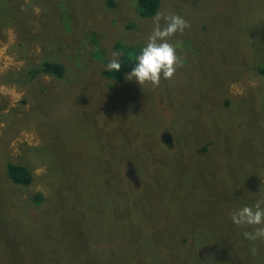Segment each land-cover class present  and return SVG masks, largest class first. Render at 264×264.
I'll return each mask as SVG.
<instances>
[{
	"label": "rangeland",
	"instance_id": "374dc122",
	"mask_svg": "<svg viewBox=\"0 0 264 264\" xmlns=\"http://www.w3.org/2000/svg\"><path fill=\"white\" fill-rule=\"evenodd\" d=\"M200 1L161 0L157 12L182 16L189 24L169 42L177 48L181 62L195 56L200 66L199 73L189 62H182L172 78L175 85L168 89L167 105L161 107L156 87L161 90L167 80L162 79L158 86L138 85L126 74L121 82L102 74L106 64L121 55L119 47L130 48L135 56L154 27L153 17H140L128 0H0V229H4L0 237L7 232L14 238L10 217L41 221L47 216L46 223L63 229L79 225L90 230L94 226L98 235L92 238L99 242L87 252V264H95L97 256L108 260L115 256L137 264L130 259L133 254L125 255L121 248L111 253L112 241L106 242L109 238L125 242L129 236L141 243L139 264H196L214 254L210 253L213 243L207 240V229L211 228L218 253L213 264H264V248L250 255L249 242L237 244L242 240L239 233L249 229H241L230 220L236 206L251 204L264 194V79L256 73V63L264 59V35L254 39L241 33L234 21L220 22L211 30L218 23L204 13ZM223 4L224 0H216L218 7ZM263 22L264 15L259 17V24ZM223 27L229 29L228 37L221 35ZM199 31H203L202 46H198ZM221 45L224 62L205 57L201 62L200 54L195 53L199 48ZM226 55L233 62L229 63ZM46 57L64 63L74 89L51 75H39L28 86L17 77ZM210 83L213 88H208ZM205 88L222 111L238 110L244 115L248 128L231 126L221 133L213 117L199 120L203 109L192 101ZM76 89L82 94L79 98L74 96ZM62 97L70 101L67 109L59 108ZM106 100L109 103L105 105ZM143 103L148 111L137 108ZM114 106L126 118L119 130L108 127L110 121L104 123L100 115L92 124L75 123L69 116L83 107L92 118L91 113ZM192 108L196 114L193 110L187 113ZM58 110L64 116H57L59 123L51 125L50 114ZM128 111L132 114L129 117L125 115ZM141 119L148 122L150 130ZM161 122V130L156 133ZM64 126L73 132L58 145L61 156H69L61 165L58 162L56 175H61L60 181L49 183L42 176L46 169L40 162L45 156L43 147L51 143L55 149V138L49 134L60 140ZM125 128L139 136L135 148L132 132ZM163 134L168 141L162 139ZM105 147L111 160L104 158ZM234 147L240 150L236 159L230 157ZM257 148L261 151H255ZM148 159L152 160L150 164ZM101 160L108 161L106 169ZM6 161L28 165L36 175L34 180L22 186L12 183L5 171ZM250 169L253 172L246 175ZM74 170L79 175L74 176ZM97 173L104 181L101 177L99 187L94 182L100 189L93 190L91 182ZM123 182H127V192ZM36 194L39 200L34 198ZM85 209L90 210L89 216L84 215ZM18 221L19 227H25L21 219ZM142 222L149 225L147 230ZM173 225L180 227L175 233L181 239L180 252L174 248L157 250L158 245L165 248L167 241L175 239L168 229L163 233L166 226ZM41 241L38 235L34 253L21 252L26 264L44 263L46 252ZM66 245L54 252L59 264L72 259L69 254L73 255V248ZM59 252L66 254L58 258ZM20 260H13V264ZM0 264H5L1 255Z\"/></svg>",
	"mask_w": 264,
	"mask_h": 264
},
{
	"label": "trees",
	"instance_id": "16d2710c",
	"mask_svg": "<svg viewBox=\"0 0 264 264\" xmlns=\"http://www.w3.org/2000/svg\"><path fill=\"white\" fill-rule=\"evenodd\" d=\"M108 1L111 3L112 0H108ZM128 2L130 6L132 7V9H134V11H136L137 14L142 18L153 17L161 5V0H128ZM199 6L203 9L204 13H207V16L209 17L211 21H213L214 23H218L215 27L211 26V30L216 29L220 25L219 24L220 22L226 23L228 21H234L240 27L241 33L250 34L251 37L258 36V38L260 39L263 38L264 22L262 23V25L259 24V17L264 15V4L260 0H224V4L221 7H218L216 5V0H201ZM228 32H229V29H227V27H223L221 35L224 37H228L229 35ZM198 35H199L198 46L199 45L202 46L203 45V31H199ZM254 39H256V37H254ZM261 40H264V39H261ZM116 45H119V44L117 43ZM119 48L123 50L121 51L122 53L118 58L121 63V70L119 72L106 70L102 73L104 76L112 78L116 82L123 81L125 74L128 71H130L131 65L134 62V54L132 53V50L130 48H125V47H119ZM221 48H222V45L219 47L213 46L207 49L199 48V49H196L195 53L196 55L200 54L199 60L201 62H203L202 57H205L208 59L209 58L216 59L218 62H224L223 51L221 50ZM190 51H192V49ZM226 58L228 59L229 63L233 62V60L229 56L226 55ZM182 62H189L190 67L200 73V66L197 63V59L195 56L191 57L189 61L182 60ZM256 73L258 74L259 77L264 79V59H261L256 63ZM39 75H51L52 78H56L57 80H59L60 83L63 84V86L65 84L70 85L69 76L66 74V67L64 63L60 60L51 59L47 57L41 59L37 65L29 66L21 75L17 77L23 78V82H22L23 84H27V83L31 84V82H33L35 78ZM174 85L175 84L173 83V79H171V80L166 81V85L161 90L157 89L156 87V90L159 91V97L157 98V104L159 106L164 107L165 105H167L166 97L168 95V89H170ZM70 86L72 87V89L75 88L73 84ZM208 88H213L211 83L209 84ZM208 88L203 89L200 93V96L192 101L193 105L198 104L203 109V112L199 120L205 121L204 119L207 118L208 116H210V118L213 117L220 124L219 132L221 131V133L225 132L227 128L231 126H242L245 129H247L248 122L243 119L244 115H241L240 113H238L239 112L238 110L222 111L218 105H215L213 103V100L211 99L208 93ZM73 92H74V96L77 98H79L82 95L81 93L77 91V89ZM53 94L54 92L51 93V97L53 96ZM75 100L76 99H73V102L76 105ZM129 100L132 101L130 97H129ZM84 102L85 101H83L82 103L83 106H84ZM162 102H164V105L161 104ZM108 103L109 101L106 100L104 104L106 105ZM69 104H70V101H67L66 99H64V97H62V99L59 102V108L65 107L67 109L68 107H70ZM137 108H139L141 111H145L146 109L147 111L149 110V108L146 106V103L140 104L139 106H137ZM82 109L83 110H78V111L76 110L75 112L69 115L75 120V123H77L76 122L77 120V121H80L81 124H92V122H94V119L96 118V120H98V116L100 115L103 118L104 123H107V121H110L109 124H106L108 127L119 130L120 129L119 127H121L123 122L126 121V118L121 117L118 114L116 106L111 107L110 110H103L100 113H97V112L91 113L92 118H88L87 114H90V113L87 112L83 107ZM191 110H193L194 114H196L195 108L189 109L187 113L189 114ZM84 111L87 114H85ZM43 112L44 111H42V113ZM225 113H228L229 116L225 115ZM125 115L129 117L132 114L130 111H128V112H125ZM57 116L62 117L64 115H62L59 112V110L57 114H52V115L50 114V124L51 125L59 123V121L57 120ZM209 119L207 120L208 121L207 126L210 127L212 123L210 122ZM141 120H144L146 122L147 130H150L151 128L149 127L148 122L145 119H141ZM156 124H157V119H155L152 125L153 129H155ZM162 125L163 123L161 122L158 128L156 129V133L160 132ZM63 129H64V133H62L63 138H61L60 140H58L53 134H49L50 137L53 136L55 138V142L53 144L56 150L52 147L51 143L46 144V148L43 147V150L45 151V156L42 157L40 162H44L46 164L45 165L46 169L44 172H42V176L45 178V180H48L47 182L49 183L53 181H54L53 183L60 181L59 177H61V175L60 176L56 175L57 168L59 167L58 162L61 165L69 156L67 155L65 158L61 156L62 149L58 145V142L62 140L67 141V137L69 134L73 132V129L68 126L67 127L64 126ZM125 129L133 133L132 134L129 132L131 143L134 145V148H135V146L140 143L139 136H136V133L133 130L128 129V128H125ZM148 134L150 135L154 133H148ZM66 148H68V146H66ZM204 148L205 147H203V149ZM106 150H107V153L105 154L104 158H106L107 160H111V156L109 153L110 151L107 148ZM255 151H261V149L258 150L257 148ZM239 152L240 150L237 147H234L233 153H231L230 157L234 159L238 158ZM219 153H220V149H219ZM146 155L151 157L148 153H146ZM132 159L137 160L135 156H133ZM150 161L152 160L148 159L147 164H150ZM159 161H162V159H160ZM100 163H101V166L105 167L104 169H106L108 161L102 162L101 160ZM154 164L159 165L162 168L160 163L155 162ZM251 167H252V164H251ZM5 171H6L8 179L12 181V183L18 186L30 184L31 181H33L34 177L36 176L34 172L31 171L28 165L23 164L18 161H6ZM75 171L76 170L72 172L74 176L79 175V173ZM252 172H253L252 169H250L246 175H249ZM101 177H102V182H103L104 181L103 176H100L98 173L93 176V179L91 182V187L93 188V190L100 189L94 185V182L99 187L100 182H101ZM149 181L152 182V179H149ZM193 183L195 184L197 182L194 181ZM123 184H124L123 188H126L127 182L126 183L123 182ZM112 187H114V184L112 185ZM127 190L128 188H126L125 192H127ZM34 198L39 200L40 195L36 194ZM89 211H90L89 209H85L84 215L89 216ZM20 219H21V222H23V224L25 225V227H19L20 225L18 224L20 222L18 220ZM45 220H47V216L41 221L37 219H33V218H25L22 216H19L18 218L10 217L9 221L11 222V226L15 229V234H14L15 236L14 238H10L9 235H7L8 233L4 232V235L0 237V255L2 256V261L5 264H13V260L18 258L19 260L20 259L21 260L20 262L16 264H20V263L26 264V261L22 258L23 255L21 252L27 251L29 253H34L33 248L35 247L33 246V243L34 241L36 242L38 240V235H39V237L42 238V241H41L43 243L42 250L46 252L44 256L43 264H52V262H55V264H59L57 261L58 259L54 258V252L57 250V247H60L66 244H67L66 247L68 249L73 248L72 249L73 255L69 254V256H71L72 259L70 260L65 259L64 261H62L61 264H73V262L75 261L79 262V264H82V263L87 264V255H88L87 252L90 250V248H93L96 246V241H97L92 238L98 235V233L94 232V226H91L90 230L84 228L87 231H85L79 225L71 226L69 229H63L61 228L60 225L54 224V223H46ZM115 220L117 221V219ZM116 224L119 225L118 222H116ZM126 224H127V220H125L123 223L124 229H126ZM144 224H145L144 222L141 223L142 226ZM182 226L183 224H180V227ZM180 227L179 225L178 226L176 225L166 226L163 229V233L168 229L171 235H175V239L172 241H167L165 243V246H166L165 248L163 247V244L158 245L157 250H160L161 248L167 249V250H169L170 248H174L173 250L179 253L180 252L179 250L181 249V245L179 244V242L181 241V239L178 240L175 233L177 232V228H180ZM148 228H149V225L145 224L144 229L147 230ZM204 228L205 227L203 226V229ZM32 229H33V232H35L34 234L31 231ZM0 230H4V229H0ZM207 231H208V236H209L208 239L205 235H203V237L204 238L206 237L207 240L213 243V251L210 253H214V254L213 256L207 257V261H202L200 259V262L199 263L197 262L196 264H213L214 258L218 257V253L216 249L214 248V238L212 236L214 232L211 228L210 229L208 228ZM131 238L133 237L129 236L128 238H126L125 242H122L121 239L109 238L106 242L112 241L111 251H110L111 253L115 252L116 247L119 250L121 248L123 252L125 253V255L133 254L132 256H130L131 257L130 259H132L133 261L137 262V264H139V254L143 251L142 246H141L140 241H137V240L133 241ZM182 241H184V239ZM240 243H244V241L238 240L237 244L240 245ZM254 243H255L256 248H258V251H260L261 248H264V244L262 242H254ZM48 245L50 247H46ZM76 247L77 248L80 247V249H78L79 252L76 250ZM137 247L139 248L138 251L136 250ZM202 253L204 254L203 251ZM202 253L200 254L203 255ZM62 254H66V253L59 252L58 258ZM134 256L138 258L137 261ZM176 262L177 261H174L175 264H177ZM218 262H219V258H218ZM95 264H129V263L124 258H118L115 256H113L110 260H108L107 257L99 259V256H97V260Z\"/></svg>",
	"mask_w": 264,
	"mask_h": 264
},
{
	"label": "clouds",
	"instance_id": "9594fccd",
	"mask_svg": "<svg viewBox=\"0 0 264 264\" xmlns=\"http://www.w3.org/2000/svg\"><path fill=\"white\" fill-rule=\"evenodd\" d=\"M153 25L146 43L135 54L130 71L126 73L128 80L135 81L138 85L158 86L162 79L171 80L181 66V57L169 39L189 27L187 20L176 14L157 12L153 16ZM106 69L119 72V59H111L106 64ZM129 173L135 179L131 169ZM230 220L241 229H249L241 231L239 235L243 241L251 244L249 253L255 256L257 248L254 242L264 243V194H259L251 204L236 206L230 213Z\"/></svg>",
	"mask_w": 264,
	"mask_h": 264
},
{
	"label": "water",
	"instance_id": "95a60500",
	"mask_svg": "<svg viewBox=\"0 0 264 264\" xmlns=\"http://www.w3.org/2000/svg\"><path fill=\"white\" fill-rule=\"evenodd\" d=\"M162 138H163L164 140H166V139L168 138L167 134H163V135H162ZM167 141H168V140H167Z\"/></svg>",
	"mask_w": 264,
	"mask_h": 264
},
{
	"label": "bare ground",
	"instance_id": "6f19581e",
	"mask_svg": "<svg viewBox=\"0 0 264 264\" xmlns=\"http://www.w3.org/2000/svg\"><path fill=\"white\" fill-rule=\"evenodd\" d=\"M167 139H168V138H167ZM167 139H166V140H167ZM163 140H164V139H163ZM166 140H165V141H166Z\"/></svg>",
	"mask_w": 264,
	"mask_h": 264
},
{
	"label": "flooded vegetation",
	"instance_id": "af4514ba",
	"mask_svg": "<svg viewBox=\"0 0 264 264\" xmlns=\"http://www.w3.org/2000/svg\"><path fill=\"white\" fill-rule=\"evenodd\" d=\"M163 139V138H162Z\"/></svg>",
	"mask_w": 264,
	"mask_h": 264
}]
</instances>
